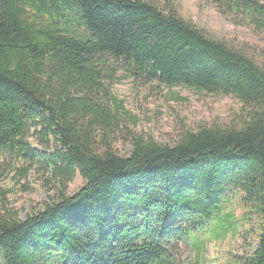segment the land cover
<instances>
[{"label":"trees","instance_id":"trees-1","mask_svg":"<svg viewBox=\"0 0 264 264\" xmlns=\"http://www.w3.org/2000/svg\"><path fill=\"white\" fill-rule=\"evenodd\" d=\"M214 1L264 31V0ZM119 70L232 94L246 116L186 129L171 145L134 136L118 155L122 102L109 88ZM0 150L39 165L58 189L23 220L0 209V264H166L171 242L198 252L234 234L243 217L228 206L237 197L257 235L254 251L232 264H264V69L173 6L0 0ZM77 173L85 183L67 195Z\"/></svg>","mask_w":264,"mask_h":264},{"label":"rangeland","instance_id":"rangeland-1","mask_svg":"<svg viewBox=\"0 0 264 264\" xmlns=\"http://www.w3.org/2000/svg\"><path fill=\"white\" fill-rule=\"evenodd\" d=\"M173 6L185 20L201 29L209 37L238 48L264 69V31L255 28L242 14L226 13V8L214 0H156ZM109 88L113 97L122 102L120 128L111 140L112 150L128 155L132 137L151 136L161 144L171 145L186 129L201 126L239 125L247 108L232 94H213L183 85L164 86L156 80L116 71ZM30 145L43 148L31 135ZM50 152L49 149H45ZM22 156L14 158L0 150V209L14 208L20 219L33 209L43 208L57 196V186L46 183V173L39 165L28 167ZM77 173L67 185L72 195L84 185ZM235 216L243 217L234 234H226L207 241L197 252L190 241H174L169 247L166 264H232L241 255H250L256 248L257 218L247 216L241 199L233 198L228 206Z\"/></svg>","mask_w":264,"mask_h":264}]
</instances>
